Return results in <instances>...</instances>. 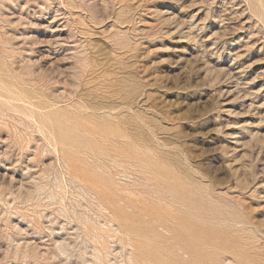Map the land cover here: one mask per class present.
Wrapping results in <instances>:
<instances>
[{
	"label": "rangeland",
	"instance_id": "obj_1",
	"mask_svg": "<svg viewBox=\"0 0 264 264\" xmlns=\"http://www.w3.org/2000/svg\"><path fill=\"white\" fill-rule=\"evenodd\" d=\"M0 99V264H264V0H0Z\"/></svg>",
	"mask_w": 264,
	"mask_h": 264
},
{
	"label": "bare ground",
	"instance_id": "obj_2",
	"mask_svg": "<svg viewBox=\"0 0 264 264\" xmlns=\"http://www.w3.org/2000/svg\"><path fill=\"white\" fill-rule=\"evenodd\" d=\"M2 113H4V112H2ZM0 118H1V116H0ZM138 195H139V193H138ZM129 208H131V210L134 211V208H132L130 206H129ZM135 210L139 211L141 214V211L139 209H135ZM109 214L111 215V219H113V221L120 222V221L124 220L123 215H122L123 214V208L121 207V205L113 204ZM152 224L154 225V223H152ZM118 227L123 232H126L128 234L130 247H131V251H132L130 253L129 258H128L130 263L128 261H126L128 264H197V260H201L200 257H198V259L193 258L192 257V253H193L192 251H190L187 248L180 247L177 244H171L168 247L167 246H164V247L158 246V247L152 249L148 244L143 242V241H147L148 239H152L154 241L162 240L163 242H169L170 240L175 239L172 231H168V236L165 237V236H162L161 234L158 235L157 233H150V235L149 234L142 235V232H137L135 230L134 231L129 230V228H127V226H123L122 224H118ZM115 229H117V228H115ZM181 256H187V260H183Z\"/></svg>",
	"mask_w": 264,
	"mask_h": 264
}]
</instances>
